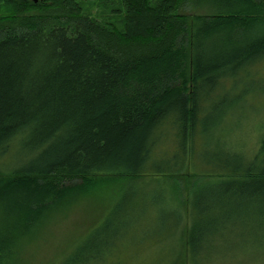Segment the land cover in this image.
I'll return each instance as SVG.
<instances>
[{"label": "trees", "instance_id": "1", "mask_svg": "<svg viewBox=\"0 0 264 264\" xmlns=\"http://www.w3.org/2000/svg\"><path fill=\"white\" fill-rule=\"evenodd\" d=\"M94 1L0 0V264L33 243L25 228L33 218L39 238L54 215L108 180L150 173L168 137L175 148L164 174L181 206L194 201L200 176L190 174L189 189L181 182L198 148L219 151L220 176L250 183L210 193L197 217L188 208L169 264H264V140L249 159L209 127L228 117L210 118L220 90L228 97L264 83V0H120L108 23L85 14ZM18 145L36 158L10 171ZM9 204L24 211L14 221L2 213ZM134 205L52 264H126L116 245Z\"/></svg>", "mask_w": 264, "mask_h": 264}, {"label": "rangeland", "instance_id": "2", "mask_svg": "<svg viewBox=\"0 0 264 264\" xmlns=\"http://www.w3.org/2000/svg\"><path fill=\"white\" fill-rule=\"evenodd\" d=\"M33 1L38 2V0ZM119 3L120 0H96L84 2L83 5L86 15L92 16L101 23H108L114 22L109 7L117 6ZM0 12L1 15L4 14L3 10ZM116 24L122 27L119 19L116 20ZM257 72L261 78L264 76V64L257 67ZM243 90L248 91L242 100H239L244 94ZM228 92L230 94L226 97V92L219 91V98L216 101L217 108L210 116V118H216L214 121L221 116H228L225 123L222 125L219 122L215 124L210 122L209 127L215 129L213 131L215 140L223 134L226 147L231 152L243 153L250 159L251 154L257 152L264 140V83L259 80L248 87L243 86L234 91L228 90ZM209 119L205 120V124L210 121ZM168 139L170 141L160 146L167 150L161 149L155 154V163L150 168V173L145 176L108 180L89 200H83L74 207L54 215L48 223L41 226L42 232L39 238L38 218H33L31 224H25V228L36 233L37 236L21 254L19 260H9V263L52 264L59 260L65 253L64 251L69 248L68 246L83 239L85 233V236H88L97 227H105L110 222L115 227L118 226V214L130 205L133 206L134 203L137 208L133 213L126 211L130 217L121 228L126 233L116 245L120 251V257L123 258L122 261H126V264H169L173 258V256L170 257V251L173 245L179 243L180 230L191 222L190 214H186L188 208L192 213L194 212L193 216L197 217L204 207V200L211 197L210 193L213 192V196L218 194V199L221 196L218 192L230 186L250 183L247 178L236 179L228 175L220 176L223 171L221 172V165L216 161V153L219 151H216V148H198L192 154L195 165L190 166V172L183 173L181 182L184 189H189L194 179L192 175L200 176L195 183L194 201L181 206L175 185L168 179V175L164 174V171L173 166L170 165V161L175 147L172 146L171 138L168 137ZM200 145L203 146L204 142H200ZM21 151H25V145H18L14 152L7 156L5 164L10 171L19 167L26 168L29 162L32 163L36 158V155H29L31 153L23 157ZM180 166L181 164L178 165ZM158 170L163 171L162 174L154 173ZM7 211L8 213H2L9 221L17 218L18 215L14 213L24 212L22 207L11 204L7 206ZM234 250L237 252L238 247L235 246ZM249 252L248 250L247 253ZM253 257L254 254H250L245 258ZM236 260L241 262L245 259L241 254Z\"/></svg>", "mask_w": 264, "mask_h": 264}, {"label": "water", "instance_id": "3", "mask_svg": "<svg viewBox=\"0 0 264 264\" xmlns=\"http://www.w3.org/2000/svg\"><path fill=\"white\" fill-rule=\"evenodd\" d=\"M23 1H26V0H23Z\"/></svg>", "mask_w": 264, "mask_h": 264}]
</instances>
